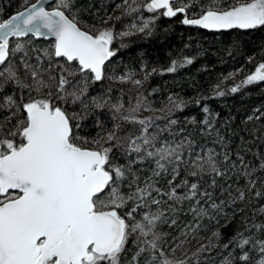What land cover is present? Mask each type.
Listing matches in <instances>:
<instances>
[{"label":"snow or ice","instance_id":"obj_1","mask_svg":"<svg viewBox=\"0 0 264 264\" xmlns=\"http://www.w3.org/2000/svg\"><path fill=\"white\" fill-rule=\"evenodd\" d=\"M46 3L28 6L24 0L23 11L0 21V264H207L202 257L213 249L219 264H264V221L255 222L264 217V155L254 164L239 151L233 158L219 132L214 143L221 144V152L191 136L170 140L152 117L137 118L141 110H153L146 98L125 109L110 97H89V84L105 78L106 65L117 54L114 41L133 33H116L112 26L89 30L76 0H58L50 10ZM116 8L126 16L141 10L153 14L130 25L139 33L150 34L160 16L182 17L181 24L213 33L264 29V0H122ZM29 36L53 39L42 50L46 66L40 55L36 64L30 62L25 44L12 43L11 38ZM192 63L174 60L163 71ZM21 68L30 82L21 78ZM113 79L143 83L130 74ZM257 82H264V62L229 90ZM9 87L11 93L5 91ZM68 103L84 114L69 113ZM169 103V113L185 106L179 97L170 96ZM105 109L111 126L96 119L99 131L81 136L82 121ZM203 111L209 115L201 123L210 136L214 124L209 108ZM157 119H167L174 137L177 120ZM261 119L264 113H254L246 122ZM225 208L239 214L251 208L253 217L246 216L226 239L217 230L209 244L178 258L177 250L196 238L201 221L219 223L217 216L228 215ZM181 213L192 221L180 226ZM165 224L179 235L161 231Z\"/></svg>","mask_w":264,"mask_h":264},{"label":"trees","instance_id":"obj_2","mask_svg":"<svg viewBox=\"0 0 264 264\" xmlns=\"http://www.w3.org/2000/svg\"><path fill=\"white\" fill-rule=\"evenodd\" d=\"M36 0H27V5ZM56 0L50 7H55ZM77 7L81 9L80 20L89 26V30L95 31L104 27L112 26L116 33L131 31L133 34L125 37H117L113 47L117 54L107 63L105 78L101 82L90 83L88 86L89 97L98 96L111 98L112 102H122L125 109L136 105L137 100L146 98V103L151 105L152 111L141 110L137 113L138 119L152 117L161 129L164 137L177 142L185 136H191L207 148H215L217 152L222 151L217 139L216 132L223 136L227 143V150L233 153L237 151L245 155L249 163H257V155H264V119L246 122L249 115L264 113V82L244 85L236 93L230 92V88L241 84V82L262 62H264V29L244 31H233L230 34L213 33L196 27L185 26L180 23L182 17L165 18L160 16L155 20L151 33H139L131 29L133 23L142 24V19H149L152 13L141 10L132 15H123V8H116L122 0H76ZM25 8L24 0H0V20H4L14 13ZM108 17H111L108 20ZM121 17V19H116ZM108 20V24L103 21ZM95 25V27H91ZM12 39L13 45L17 42L25 44L29 50V59L36 64V56L40 55L44 66L47 65L43 57V49L50 48L53 41L35 40L33 37ZM36 51H32V49ZM13 57L14 63L18 64V56ZM185 58L193 60L192 64L178 67L175 72L163 71L171 66L172 61L183 62ZM156 69V72H152ZM131 75L132 80L143 81L142 85L132 82L121 83L113 77ZM147 78L145 79V76ZM229 74H232L229 78ZM21 78L30 82L25 77L23 69L20 70ZM227 78V79H226ZM220 89L213 86L221 83ZM110 90V91H109ZM5 91L11 93L12 88ZM217 91H223L225 95L217 96ZM179 97L184 101L182 111L169 113L171 107L169 97ZM28 97L25 96V99ZM207 106L210 110L209 119L213 121L214 130L207 135L206 127L201 123L206 114L203 108ZM69 113L76 112L81 115L84 110L79 105L68 103L65 105ZM259 109L260 113H256ZM163 110V111H162ZM127 114V112H125ZM176 119L177 124L172 126L175 136L169 135L167 119ZM195 118L196 123H192ZM100 119L107 126H111L110 113L107 109L97 110L82 121L80 129L81 136H94L99 129L95 127L94 120ZM183 129L184 131H180ZM146 173L142 172L141 175ZM259 176L260 173L258 172ZM208 178L206 177L205 180ZM164 187H167L164 185ZM217 191V195H218ZM219 202V201H217ZM187 207V205H185ZM239 207H243L240 205ZM223 214L217 216L216 220L205 218L201 221V227L194 233L195 239L191 244H185L184 249H178L176 256L183 258V251L190 256L201 244H209V238L213 232L219 230L222 240L232 235L241 222L247 216L253 217L254 209H246L244 214H239L236 209L225 208ZM178 224L183 226L192 221L190 214L181 213ZM264 221V217L256 216L255 222ZM227 225V227H225ZM161 231L178 236L179 230L169 229L161 225ZM213 243H219L213 240ZM215 250L204 253L207 264H219L220 255L214 254ZM255 260L260 258L259 252H254Z\"/></svg>","mask_w":264,"mask_h":264},{"label":"water","instance_id":"obj_3","mask_svg":"<svg viewBox=\"0 0 264 264\" xmlns=\"http://www.w3.org/2000/svg\"><path fill=\"white\" fill-rule=\"evenodd\" d=\"M56 0H47V3L45 4V7H46V10H50V9H48V7L53 3V2H55ZM35 3H37V1L35 2ZM34 4V3H33ZM31 4H29L28 6H30ZM25 8H23L21 11H23ZM20 12V11H19ZM29 37H31V36H29ZM24 38H26V37H24ZM34 38V37H33ZM14 39H22V38H14ZM35 40H51V41H53V39L52 38H48V39H43V38H40V39H36V38H34Z\"/></svg>","mask_w":264,"mask_h":264},{"label":"bare ground","instance_id":"obj_4","mask_svg":"<svg viewBox=\"0 0 264 264\" xmlns=\"http://www.w3.org/2000/svg\"><path fill=\"white\" fill-rule=\"evenodd\" d=\"M36 1H37V0H36ZM36 1H34L33 3H35ZM33 3H31V4H33ZM21 10H22V9H21ZM21 10H20V11H21ZM18 12H19V11H18ZM16 13H17V12H16ZM16 13H14V14H16ZM14 14H13V15H14ZM9 17H10V16H9ZM9 17H8V18H9ZM6 19H7V18H6ZM0 21H1V20H0ZM13 39H14V38H13ZM16 40H17V39H16Z\"/></svg>","mask_w":264,"mask_h":264},{"label":"rangeland","instance_id":"obj_5","mask_svg":"<svg viewBox=\"0 0 264 264\" xmlns=\"http://www.w3.org/2000/svg\"><path fill=\"white\" fill-rule=\"evenodd\" d=\"M53 4V3H52ZM50 7V6H49ZM48 9H50V8H48Z\"/></svg>","mask_w":264,"mask_h":264}]
</instances>
